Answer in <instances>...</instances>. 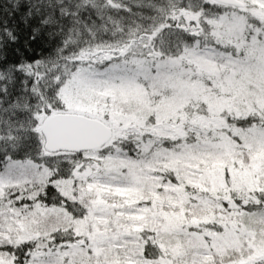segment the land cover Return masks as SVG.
<instances>
[{
    "label": "trees",
    "instance_id": "16d2710c",
    "mask_svg": "<svg viewBox=\"0 0 264 264\" xmlns=\"http://www.w3.org/2000/svg\"><path fill=\"white\" fill-rule=\"evenodd\" d=\"M237 8L241 11L246 6L235 7L212 0H0V108H7L13 102H18L21 109L16 111L15 116L10 112L4 113L5 117H10L14 122V127L11 131L7 125L0 127V135L4 136V140L0 141V174L4 171L14 174L24 172L27 178L29 177L22 186H5L0 193V222L4 221L2 214L7 215V212H10L11 216L18 219L17 225L21 223L22 229L18 233L0 235V245L5 246L0 248V254L5 264H12V254L20 257L15 264H24L25 252L29 250L39 258L40 253H47L49 247L52 251H68L70 246L74 245L73 242H77L76 235L66 231L54 230L49 237L33 233L30 221L36 206L46 209L58 208L76 217L83 216L88 207L92 206L89 204L90 196H82V201L78 198L69 199L60 192L57 183L68 179L78 168V164L89 163L82 159L86 153L106 155L118 149L127 157L135 158L141 155L147 143L150 150L158 145L170 147L172 143L178 144L180 141L178 137H163L158 129L162 125H157L156 122H151L149 129L152 114L145 124L126 122L119 124L118 129L111 117L114 105L111 101H106V97L102 100L96 97L88 99L82 105L83 112L107 120L113 129L115 127V132L118 130L123 133L121 137H115L116 149H108L110 140L114 138L113 133L111 139L95 151H46L39 129L41 118L53 111L66 110L65 102L60 96V88L82 65L80 54L84 51L101 54L113 48L122 50L131 41L145 37L151 43L152 52L163 58L179 57L181 62L187 55L210 50L222 52L234 59L257 57L260 49L264 47V19H250L243 14H233L231 10ZM190 14L194 19L188 22L186 19ZM237 16L244 20L239 36L242 37L239 39L241 47L232 40L223 41V35L229 25L222 18L235 20ZM173 21L175 24L169 29V23ZM161 29L175 33L170 44L164 48L163 56L158 45L153 48V38ZM251 40L255 41L259 50L250 44ZM129 55L130 52L122 51L119 56L104 58L103 62L95 65L99 70L108 68L112 63L130 65L127 63ZM251 62L247 65L252 66ZM17 65L21 66L22 71H16ZM250 70V74H253L252 69ZM25 80L28 81L27 84L23 83ZM239 82L242 80L235 82V86ZM204 85L208 83L204 82ZM253 85L259 87L261 83L253 82ZM250 86L243 83L242 87L248 89ZM234 97H227V103L219 109L217 119L212 118L200 103L195 105L194 101L190 100L185 106L186 109H183L184 113L187 110L184 124L191 127L198 119V125H202L200 131L205 133L195 135L189 131L187 141L194 144L203 141L199 138L217 140L222 136L224 141L230 143L238 161H246L250 155L242 150V140L239 136L253 127L264 128V103H259V107L256 106L257 109L253 110L245 107L242 98H239L241 101L237 98L231 102ZM194 125L192 126L195 127ZM13 136L19 139H13ZM261 171L263 174L258 177L259 187L243 185L235 174L226 176L222 187H215L207 176L205 179H192L194 183L190 184L177 180L174 176L176 173L170 168L158 170V176L163 174L175 182L173 192L178 198V203L166 209L167 203L164 201L146 199L140 202L149 210V220L158 225V228L154 227L155 233L146 223L139 226L137 233H115L116 222L111 215L107 216L105 233H87L89 237L86 236L79 243L89 246L88 243L92 242V246L86 250L92 256L82 255L80 260L74 263L123 264L119 251L114 253V244L109 242L118 238V235H131L135 241V264H202L193 261L188 251H182L174 241V236L190 235L193 234L190 232L196 230L219 232L224 228L223 224L228 227L227 225L233 222L251 228V217L259 215V208H264V205L257 203L258 200H264V167ZM99 200L103 202L102 197H99ZM110 207L117 209L121 206ZM176 210L177 213H174ZM168 212L170 214L166 218ZM192 218L197 226L193 224ZM176 225L180 229H187L189 233H174ZM160 228L164 233H157ZM118 230L122 228L119 227ZM99 235L105 238L103 244L100 240L99 243L96 242ZM206 235L208 234L200 233L199 241L205 239ZM107 244L108 253L102 251L93 254L98 246ZM146 244L148 253L156 257L155 259L143 260L140 254L144 253ZM46 245L48 247H45ZM216 250L215 254L210 251L216 264L221 260H226V264H238L242 261V256L244 257L242 250L236 252L232 247L227 255H221L218 249ZM256 263L264 264V260H258Z\"/></svg>",
    "mask_w": 264,
    "mask_h": 264
},
{
    "label": "rangeland",
    "instance_id": "374dc122",
    "mask_svg": "<svg viewBox=\"0 0 264 264\" xmlns=\"http://www.w3.org/2000/svg\"><path fill=\"white\" fill-rule=\"evenodd\" d=\"M242 1L246 8H241V11L238 8L230 9L233 14H243L250 19L255 17L257 20L264 19V0ZM193 19L190 14L186 20L191 22ZM222 20L227 21L229 25L226 34L223 35V41L232 40L241 47L239 39L242 37L239 36L242 32L243 18L237 16L235 20L226 18ZM245 44H247L246 41ZM250 44L260 49L254 40H251ZM150 45L147 38L140 37L131 41L122 50L113 48L101 54L84 51L79 57L82 65L60 88V96L66 105L65 111L84 113L82 105L88 99L97 97L98 100H102L106 97V101H111L115 107L111 117L118 129L119 124L126 122L145 124L152 114L148 124L149 129L151 122H156L157 125H162L158 129L163 137L170 139L178 137L180 141L178 144L172 143L170 147L158 145L150 150L147 143L139 157H127L116 149L115 137L119 138L123 133L118 130L115 132L114 127V138L110 140L111 145L108 148L116 149L113 153L106 155L95 152L86 153L82 159L89 163L78 164V168L68 179L57 182L60 192L69 199L77 200L78 198L82 201L84 195L91 197L89 204L92 206L88 207L85 214L76 217L58 208L46 209L36 206L33 209V217L30 221L33 233H41L49 237L54 230H59L72 233L76 235L75 240L78 239L77 242H73L74 245L70 246L68 251L65 249L52 251L57 264H75L74 261L80 260L82 255L92 256L86 251L90 245L92 246V242L88 243L89 246L79 243L86 236L89 237L87 233H105L104 227L108 225L107 216L110 215L117 225L115 233H119L118 231L137 233L139 226L144 223L155 233L154 227L158 228V225L153 220H149V210L140 202L146 199L155 202L164 201L167 203L166 209L178 203V198L173 192L175 182L170 181L163 174L161 177L158 176V170L164 171L170 168L176 173L173 175L177 177V180L190 184L194 183L192 179L199 180L207 176L206 178L215 187L217 185L222 187L226 176L235 174L243 185L259 187L258 177L263 174L261 168L264 167V128L253 127L242 132L239 136L242 140V150L247 151L250 157L246 161H238L230 143L224 141L222 136L217 140L214 138L206 140L203 137L199 138L203 140L201 142L188 143L189 131L195 135L205 132L200 131L202 125H198V119L195 125L192 124L195 127L192 125L187 127L184 124L187 110L184 113L183 109L190 100H193L195 105L200 103L208 110L212 118L217 119L219 109L227 103L226 99L230 95L235 96L231 102L242 98L245 107L257 109L259 103H264V47L260 49L257 57L252 56L244 60L210 50L187 55L181 62L179 57L158 56L152 52ZM122 51L130 52V57L127 59L130 65H119L120 71H113L116 63H112L104 70L97 69L95 63L100 64L104 58L117 57ZM249 61H252L250 64H253V67L247 65ZM250 69L253 74H250ZM239 80L242 82L235 86L234 83ZM204 82L208 85H204ZM253 82L261 83V85L258 87V84L253 85ZM243 83L253 86L245 89L242 87ZM85 114L94 116L90 113ZM105 122L111 125L107 120ZM204 130L206 131L205 128ZM26 178L24 172L21 174L1 172L0 193L5 186H22V183L29 179V177ZM99 197L103 198V202L99 200ZM112 205L121 207L114 209L110 207ZM174 213H177V210ZM168 214L170 212L167 213L166 218ZM2 219L4 221L0 222V235L21 232V223L17 225L18 219L11 216L10 212H7V215L2 214ZM191 220L195 226L198 225L194 222V218ZM237 223L228 224V227L223 224L224 228L219 232L196 230L190 232L193 233L190 235L181 234V236H174V241L182 251L189 252V257L193 261L202 264L204 262L216 264L210 251L215 254L218 249L221 255H227L230 247L236 252L242 250L244 254L242 261L238 264H259L256 261L260 260L259 255L264 250V216L261 214L252 216L249 224L251 228H245ZM119 227L122 230H118ZM157 233L164 232L160 228ZM174 233L189 232L176 225ZM200 233L208 235L199 241ZM89 240L92 241L90 238ZM99 240L102 244L105 242V238L101 235L96 242ZM133 242H135L134 237L131 235H118V238L109 242L114 244V253L116 250L119 251L123 264H135ZM109 244L102 245L103 247L97 245L98 248L93 254H99L102 251L108 253ZM0 258H2L1 254ZM226 263H228L226 260H221L218 264ZM3 264H5L4 261ZM34 264H38V261Z\"/></svg>",
    "mask_w": 264,
    "mask_h": 264
},
{
    "label": "water",
    "instance_id": "95a60500",
    "mask_svg": "<svg viewBox=\"0 0 264 264\" xmlns=\"http://www.w3.org/2000/svg\"><path fill=\"white\" fill-rule=\"evenodd\" d=\"M216 2L243 6L241 0H214ZM39 129L43 146L48 152H82L97 150L112 135V128L96 117L82 113L56 111L42 116ZM264 259V250L259 255Z\"/></svg>",
    "mask_w": 264,
    "mask_h": 264
},
{
    "label": "snow or ice",
    "instance_id": "6c2138e0",
    "mask_svg": "<svg viewBox=\"0 0 264 264\" xmlns=\"http://www.w3.org/2000/svg\"><path fill=\"white\" fill-rule=\"evenodd\" d=\"M207 2V0H205ZM31 13H29L30 15ZM46 23V21H42ZM175 24V21L169 23V29H171ZM175 35V33L171 31H165L164 29H161L160 32L156 37L153 38V48H155L157 45L159 46L161 50V56L164 55V48L170 44L172 36ZM33 39H35V36H33ZM16 71L20 72L22 71L21 66L17 65L16 66ZM113 71H120L119 65L114 66ZM27 75V74H26ZM24 84H27L28 81L25 80L23 81ZM27 89H25L26 91ZM6 92V89H5ZM2 103V101H0ZM26 105H25V110H26ZM21 110L20 105L18 102H13L9 107L7 108H0V127L7 125L9 128V131H11L14 127V122L11 120L10 117H5L4 113H11L12 116L16 115V111ZM20 127H23V123H20ZM19 130V129H17ZM13 139H19L18 137L13 136ZM4 140V136L0 135V141ZM7 159H11V157H6ZM46 194V193H45ZM258 205H264V200H258ZM259 212L262 216H264V208H259ZM64 245V242H61V246ZM5 247L4 245H0V248ZM39 247V245H37ZM45 247H48L47 245ZM59 251V249H57ZM143 258V260L147 261L150 259H155L156 257L151 256L148 253V248L147 244L145 245L144 253L140 254ZM20 259V257L16 256L15 254H12V264H15V261ZM35 261H38V264H57L56 258L52 254V249L51 247L48 248V252L40 253V257H36L35 254L32 252V250H29L25 252V261L24 264H34ZM0 264H3V259L0 258Z\"/></svg>",
    "mask_w": 264,
    "mask_h": 264
}]
</instances>
